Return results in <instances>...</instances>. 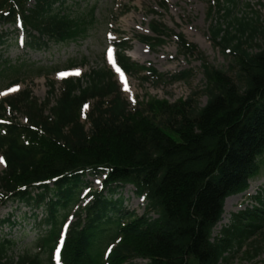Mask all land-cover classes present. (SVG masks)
Listing matches in <instances>:
<instances>
[{
    "label": "trees",
    "instance_id": "16d2710c",
    "mask_svg": "<svg viewBox=\"0 0 264 264\" xmlns=\"http://www.w3.org/2000/svg\"><path fill=\"white\" fill-rule=\"evenodd\" d=\"M29 1L0 0V24L21 23L30 32L27 47L63 45L87 36L91 11L89 16L73 15L66 8L68 0H34L28 8ZM215 1L217 14L213 16L211 6L208 10L210 40L229 63L218 69L201 59L203 105L193 97L173 104L151 99L130 109L105 67L63 81L52 106L53 82L42 104L27 91L0 102L5 162L0 205L18 200L30 209L43 206L42 223L50 226L39 240L41 252L25 250L16 262L6 260L14 243L1 241L0 264H53L50 253L87 185L86 175H104L106 194L95 193L89 205L74 212L59 264H124L137 258L148 264H231L240 253L247 263L264 256V238L253 241L264 229V200L259 198V208L233 214L213 237L226 198L247 189L264 155V45L256 43L264 29L256 13L234 15L237 0ZM151 30L155 37L141 41L152 48L163 45L170 34L155 22ZM4 38L0 35V47L6 45ZM177 39L181 54L194 53L181 35ZM127 47L121 43L117 53L126 74L147 71L157 83L165 81L154 70L130 62L124 55ZM23 70L0 56V87L17 83ZM190 74L172 76L170 83ZM4 104L23 113L28 125L5 118ZM126 185L145 201L140 217L125 211L121 196L114 197ZM35 188L38 193L32 196Z\"/></svg>",
    "mask_w": 264,
    "mask_h": 264
},
{
    "label": "rangeland",
    "instance_id": "374dc122",
    "mask_svg": "<svg viewBox=\"0 0 264 264\" xmlns=\"http://www.w3.org/2000/svg\"><path fill=\"white\" fill-rule=\"evenodd\" d=\"M237 1L239 7L234 11V15L254 17L256 13L264 29V0ZM211 4L212 0H68V6L72 8V12L79 10L87 13L94 9V19L89 28L88 37L77 43H69L63 46L50 44L41 49L20 48V40L26 43L27 37L24 39V36L23 38L19 36L18 42H16L17 34L12 28H0V34L7 33L4 38L6 45L0 49V56L10 61L12 66H26L25 73L18 77L17 85L9 88L15 89V91H9V89L2 91L0 98L27 90L33 98L42 103L47 96L48 84L50 82L55 83L54 94L56 95L61 80L57 74L50 75L48 78V72H53L58 68H66L71 63L77 65L79 62H85V66H77L78 69L72 70L69 73L70 76L77 77L92 69L107 67L115 74V80L122 97L131 107H134L136 103L146 104L151 99L165 100L173 104L190 97L203 105L205 97L201 90L204 81L199 58H203L208 64L218 69L226 68L229 63L222 52L215 48L210 41L208 10ZM162 5H165V9H162ZM154 21L161 23L173 33L181 34L186 42L193 44L194 53H190L189 56L180 54L176 40L173 38H166L162 46L154 49L140 43L136 38L154 36L150 30V25ZM121 39L130 40V49L126 55L133 63L153 68L158 73L167 76L188 70L191 73L189 79L174 84L145 83L141 80V76H145L146 73L125 76L121 71L118 72L113 58L114 48L111 44ZM256 43L264 45V32ZM109 49L112 50L111 61L108 55ZM38 70L46 73L39 77ZM6 85H2L0 90H3L1 88ZM51 100L53 103V98ZM13 116L18 122L25 123L24 114L14 113ZM260 162V172L249 181L248 190L242 195L230 197L225 201L222 220L214 230V237L219 235L224 226L230 224L233 214L246 209L247 205H251L249 199L251 196L261 192L264 196V155ZM3 169L4 163L0 156V171ZM96 187V184L93 183L91 188L96 189ZM122 196L123 200H126L124 203L126 210H134L138 216L143 214L144 203L133 195L130 187L123 189ZM254 204L255 202L252 201V206ZM81 207H84L82 203L79 204V208ZM74 210H77V207ZM26 212L25 209L17 211L15 204H7L0 210V220L7 214H13L18 223L13 228L2 227L0 230V240L3 238L11 239L10 241L14 243V248L8 252V256L14 255L16 257L23 254L25 250L29 251V249L32 253L38 252L35 243L41 234V230L33 224L30 214H27L26 217L23 216ZM37 214L41 218V212L39 211ZM263 238L264 229L253 241H260ZM248 248L246 246L242 251ZM241 256V253L238 254L231 264H264L263 255L251 263L243 261ZM124 264L147 263L135 259Z\"/></svg>",
    "mask_w": 264,
    "mask_h": 264
},
{
    "label": "snow or ice",
    "instance_id": "6c2138e0",
    "mask_svg": "<svg viewBox=\"0 0 264 264\" xmlns=\"http://www.w3.org/2000/svg\"><path fill=\"white\" fill-rule=\"evenodd\" d=\"M111 49H109V59H110V61H111ZM117 71L119 72L120 70H119V68H117ZM126 90H127V88H126ZM9 91H15V89H9Z\"/></svg>",
    "mask_w": 264,
    "mask_h": 264
},
{
    "label": "bare ground",
    "instance_id": "6f19581e",
    "mask_svg": "<svg viewBox=\"0 0 264 264\" xmlns=\"http://www.w3.org/2000/svg\"><path fill=\"white\" fill-rule=\"evenodd\" d=\"M135 59V58H134ZM136 60V59H135Z\"/></svg>",
    "mask_w": 264,
    "mask_h": 264
}]
</instances>
